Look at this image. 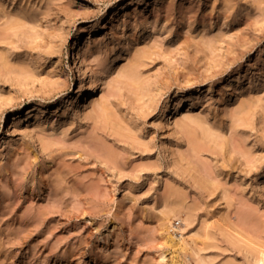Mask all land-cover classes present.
I'll list each match as a JSON object with an SVG mask.
<instances>
[{"label":"rangeland","instance_id":"rangeland-1","mask_svg":"<svg viewBox=\"0 0 264 264\" xmlns=\"http://www.w3.org/2000/svg\"><path fill=\"white\" fill-rule=\"evenodd\" d=\"M260 80L264 0H0V264H264Z\"/></svg>","mask_w":264,"mask_h":264},{"label":"bare ground","instance_id":"bare-ground-1","mask_svg":"<svg viewBox=\"0 0 264 264\" xmlns=\"http://www.w3.org/2000/svg\"><path fill=\"white\" fill-rule=\"evenodd\" d=\"M147 22H148V21H146V23H147ZM125 74H126V76H127L130 80H135V79H136V72H135L134 70H130V69H129V70L126 71ZM262 81H264V80H260V82H262ZM239 82H240V78L237 79L236 82L228 83V84H227L228 87L232 90L233 93L237 91ZM183 91H184L183 89L177 91V92H176V97H179V96H181L182 94H184ZM197 91L199 92L200 89H198ZM204 92H206V91H204ZM225 99H226V96L221 95V96L219 97V100H220L219 104H223V103H225V102H226ZM181 106H182V100H175V102H174V108H175L176 110H178ZM38 107H39V106H38ZM41 110H43V108H42V107H39V111H41ZM31 112H32V111H29V112H28V115H29ZM166 159H167V156H166ZM261 173H263V172H261ZM261 173H259L258 175L261 176ZM217 220H218L217 218H213V219L209 220V221L207 222V224H206V228H209V227H210L211 225H213V224L215 223V221H217ZM197 238H198V236H197L196 234L192 236V240H196ZM180 247H181L182 249L185 248V246H184L183 244H181Z\"/></svg>","mask_w":264,"mask_h":264}]
</instances>
